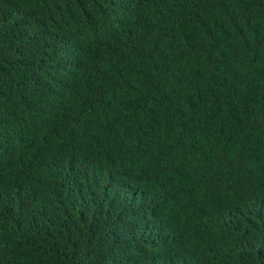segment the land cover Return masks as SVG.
<instances>
[{"label":"trees","instance_id":"1","mask_svg":"<svg viewBox=\"0 0 264 264\" xmlns=\"http://www.w3.org/2000/svg\"><path fill=\"white\" fill-rule=\"evenodd\" d=\"M0 264H264V0H0Z\"/></svg>","mask_w":264,"mask_h":264}]
</instances>
